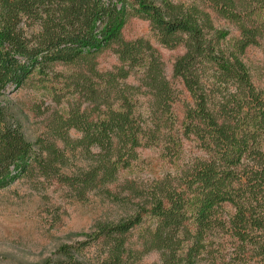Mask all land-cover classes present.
<instances>
[{
    "label": "trees",
    "instance_id": "1",
    "mask_svg": "<svg viewBox=\"0 0 264 264\" xmlns=\"http://www.w3.org/2000/svg\"><path fill=\"white\" fill-rule=\"evenodd\" d=\"M202 1L0 0V188L20 169L19 178L55 182L70 200L110 202L120 213L37 264H138L155 252L162 264H264V89L244 60L264 42V0ZM132 17L183 48L173 73L192 102L177 128L181 100L161 54L124 36ZM106 52L118 63L103 70ZM51 75L65 81L67 108L41 111L43 131L31 142L8 92ZM184 140L205 157L174 176L119 182L140 149L176 158Z\"/></svg>",
    "mask_w": 264,
    "mask_h": 264
},
{
    "label": "rangeland",
    "instance_id": "2",
    "mask_svg": "<svg viewBox=\"0 0 264 264\" xmlns=\"http://www.w3.org/2000/svg\"><path fill=\"white\" fill-rule=\"evenodd\" d=\"M186 5L198 4L202 0H173ZM218 28L230 31V38L238 36L234 25L212 13ZM124 36L132 40L144 37L151 41L161 54L165 63L166 75L177 91L181 102L175 107L180 126L183 118V104L192 102L180 79L174 77L173 63L183 53V48L166 42L152 31L149 21L130 18L124 27ZM244 60L251 70L255 85L264 89V42L259 47L249 48ZM118 63L111 52L99 58L100 69L106 70ZM59 68L58 71H60ZM33 76L22 88H12L8 92L9 101L14 107L15 118L20 121L22 133L27 140L34 142L43 131L44 112L51 110L65 111L67 108L66 85L63 78ZM133 81V79L131 80ZM62 100L58 106L57 100ZM73 136L79 137L78 134ZM205 153L193 140H184L181 155L176 158H163L156 146L139 150V159L127 170L122 171L119 182L131 179L149 183L180 172L188 162L204 158ZM20 169L9 183L0 188V264H37L43 262L64 244L82 241L93 226L94 220L102 216H117L118 206L110 202L102 203L92 199L87 203L70 200L61 186L43 179L19 178ZM114 188V187H113ZM233 212L231 208H228ZM149 223V222H148ZM136 234H134L135 240ZM138 264H162L160 253H151ZM249 264H261L257 261Z\"/></svg>",
    "mask_w": 264,
    "mask_h": 264
}]
</instances>
